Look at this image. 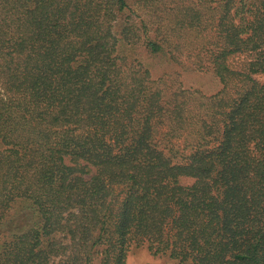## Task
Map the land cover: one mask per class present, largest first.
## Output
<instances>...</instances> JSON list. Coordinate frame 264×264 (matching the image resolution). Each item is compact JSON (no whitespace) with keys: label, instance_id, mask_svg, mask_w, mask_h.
Wrapping results in <instances>:
<instances>
[{"label":"trees","instance_id":"obj_1","mask_svg":"<svg viewBox=\"0 0 264 264\" xmlns=\"http://www.w3.org/2000/svg\"><path fill=\"white\" fill-rule=\"evenodd\" d=\"M256 75L264 0H0V264H264Z\"/></svg>","mask_w":264,"mask_h":264},{"label":"rangeland","instance_id":"obj_2","mask_svg":"<svg viewBox=\"0 0 264 264\" xmlns=\"http://www.w3.org/2000/svg\"><path fill=\"white\" fill-rule=\"evenodd\" d=\"M136 56L142 63H148L151 66L153 77L163 74H169L179 82L182 81L185 87L196 88L201 92L210 94L220 89L221 84L211 73H203L189 68L186 65L168 62L158 56L138 50ZM135 56V57H136ZM185 63H191L185 60ZM255 78L264 81V76L256 75ZM186 183H191L192 179H183ZM126 264H178L174 259L166 255H152L146 246H132L127 254Z\"/></svg>","mask_w":264,"mask_h":264}]
</instances>
